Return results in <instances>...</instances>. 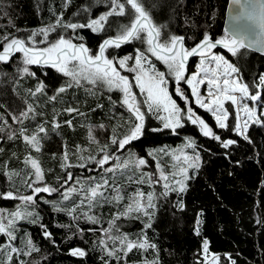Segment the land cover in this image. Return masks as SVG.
Wrapping results in <instances>:
<instances>
[{"label": "trees", "instance_id": "obj_1", "mask_svg": "<svg viewBox=\"0 0 264 264\" xmlns=\"http://www.w3.org/2000/svg\"><path fill=\"white\" fill-rule=\"evenodd\" d=\"M142 3L157 25L167 26L165 32L185 36L187 48L193 47L205 32L213 40L226 35L224 19L227 0H142ZM108 5L109 0H71L66 8L64 0H0V37L7 33L26 38L31 31L53 24L56 14L60 13H63L64 22L86 23L89 19L98 18L107 12ZM84 8H88V11L85 12ZM129 19L128 16L109 17L104 31L95 33L87 28L77 29L75 33L70 29L57 28L49 35L48 40L54 42L60 35L67 38L83 37L82 41L75 38L73 42H82L95 53L103 40L114 38L120 25L127 24ZM146 49V43L133 40L122 44L120 48L110 47L105 55L117 60L134 56L137 50H140L149 56ZM213 51L223 54L227 60L239 67L244 82L250 86L257 82L259 75L264 74L263 55L247 49H242L243 55L235 57L225 48H215ZM19 56L20 54L15 55L7 65L0 64V73L9 74L0 75V105H3L0 107V115L12 125V129H16L19 123H14L9 113L18 115L32 99L28 89L34 90L38 81L45 83L46 94L37 95L40 98V107L46 103L43 106L45 115L39 117L36 123L48 120L49 132L48 137L42 141L41 152H33L32 155L44 167L46 180L53 184L55 179L64 178L66 175L59 163L65 145L73 148L83 143L79 127L81 117L76 113L69 115L63 109L78 108L84 113L83 118H92L90 122L94 123V126H98L100 122L104 123V130L98 127L95 129L101 143L108 142L115 124H123L127 114L119 106L115 107L104 95L100 102L89 98L86 105L81 104L79 94L77 98L74 97V90L71 88L60 94L55 101H49L48 98L55 94V90L67 83V77L50 67L30 66L36 77L19 78L15 73ZM194 63L195 57L192 58L190 72ZM127 75L134 85V74ZM11 77H15L18 82H11ZM167 79L171 81V95L183 109V102L175 94L173 80L168 77ZM79 91L81 90H77ZM133 91L138 101L142 102L144 96L140 94L139 89L134 86ZM183 91L194 112L204 119L216 134L224 140L233 139L237 143L224 149L219 141L203 136L199 126L193 125L184 117L185 124L174 133L170 128H164L163 121L158 118L162 117L163 111L154 114L147 110L146 104L141 103V111L145 113L144 128L141 135L127 145V149L148 162L145 170L155 177L157 169L149 152L164 145L179 146L187 135L193 139L201 158L200 168L188 181L185 193L169 192L167 196H156L152 227L146 231L149 240L157 245L158 254L154 250H134L120 260L106 256L99 241L107 239L102 229L108 228L109 221L115 216L112 207L106 205L101 211H96L99 222L92 224L84 218L73 220L65 212L54 211L50 205L53 199L42 195L41 197L50 203L36 200L35 213H38L39 219L36 223L25 224L21 230L24 234L23 240L17 238L14 242L23 250L24 241L30 236L39 249L30 256H23L24 264H105V261L108 264H143L145 259L151 261L157 255L159 264H198V261L204 259L201 252L204 239L209 241V253L220 257L219 264H232V261H235V264H264V127L253 125L249 128L248 135L252 141L249 143L236 136L233 131L217 128L213 117L194 104L189 88L185 86ZM225 107L230 111L229 123L234 125L235 106L226 104ZM55 117L61 127L53 131L51 123ZM69 119L72 120V127L64 123ZM19 147L21 143L15 140L4 141L0 146V193L12 191L18 194L5 173L21 165L22 156L16 159L10 154L19 150ZM22 149L23 147L21 151ZM72 173L89 177L94 172L74 167ZM180 201L184 204L183 211L177 206ZM16 203V199H4L0 196V210H13ZM146 219L121 217L115 221L112 234H126L134 240L144 231ZM198 219L202 221L199 236L194 231ZM41 224L52 234L51 239L44 237ZM80 229L83 230L82 233ZM2 239L4 240V236H0V241ZM110 242L107 241L108 245ZM74 248L84 249L87 255H70V250ZM117 255L122 256V253ZM229 256L231 260L228 259ZM12 264H20L16 256L13 257Z\"/></svg>", "mask_w": 264, "mask_h": 264}, {"label": "snow or ice", "instance_id": "obj_2", "mask_svg": "<svg viewBox=\"0 0 264 264\" xmlns=\"http://www.w3.org/2000/svg\"><path fill=\"white\" fill-rule=\"evenodd\" d=\"M233 4L240 5L241 0H232ZM71 0H64V7L66 8ZM248 8L235 16L234 19L239 21L247 19L259 28V32L254 38H249L241 34L239 31H234L231 35H225L220 39L213 40L212 37L205 32L202 39L194 44L193 47L187 48L185 46L186 37L183 35L168 34L165 32L166 25H157L149 11L145 8L142 0H109V10L98 18L89 19L86 23L64 22L63 13L56 14V20L53 24L41 27L38 30H33L26 38L12 36L11 34H4L0 37V64H9L12 62L16 54H20L19 62L15 68L16 76L23 78L24 76L36 77V73L31 71L30 66L50 67L64 77L68 78V82L55 90V94L50 96L49 101H55L60 94L65 93L69 88L81 86L82 81L90 85L97 84L104 85L109 91H119L122 93L121 106L126 107V110L134 117L131 122L129 130L122 137L116 134V129L113 128V134L110 137L112 145L117 146V150H123L131 141L136 140L142 133L145 122V113L141 111V103L147 105V110L154 114L163 111L165 116L158 117L163 121L164 128H171L173 130L183 127L182 124V109L178 106L176 100L172 98L166 87L167 81L165 73L157 71L155 65L148 59L144 51L137 50L136 55L125 56L119 60L110 59L105 55L106 50L110 47L120 48L122 44L131 42L133 40H140L147 45V53H151L156 60L161 61L167 66L168 73L175 77L177 87L175 89L176 95L187 102V97L178 86L180 81H185L191 88L192 96L195 97V103L206 112H209L215 120L216 127L219 129L230 130L236 136L242 137L244 140L251 143L248 135L249 128L253 125L264 127V74L258 76L257 82L250 86L244 82L241 69L235 64L227 60L223 55L215 54L212 50L217 46H222L227 49L232 56L243 55L242 49L256 48L259 51H264V0H247ZM244 7L243 5L241 6ZM85 12L88 8L83 9ZM55 14V13H54ZM130 17L127 24L120 25L118 33L114 38L104 39L99 45L98 52L93 53L84 43H74L73 39L78 38L81 41L83 37L67 38L65 35H60L54 42H49V35L57 30V28L70 29L73 33L77 29H90L92 32L104 31L109 17ZM42 37V39H37ZM39 44H46L45 47H39ZM200 57L199 64L196 66V71L186 78V65L190 57ZM134 61L129 65V61ZM147 65V67H146ZM120 70L129 73H134V85L127 75H123ZM0 75L7 76L8 73H0ZM11 82L17 83L15 77H11ZM200 85L207 86V96H202L199 90ZM139 89L140 94L144 96V100L138 101L133 87ZM46 85L43 81H38L35 89H28L29 95L36 97L38 94L45 93ZM15 90V89H14ZM115 103V102H113ZM226 104L235 106V123L230 125L229 116L230 111ZM3 105H0L2 107ZM102 107V105H97ZM69 115L76 113L83 115L78 108L67 107L63 109ZM14 123L23 125L25 120L35 119L36 109L28 104L25 109L21 110L18 115L9 113ZM187 119L193 124L198 125L199 130L203 136L209 137L213 140L219 141L224 149L237 143L233 139H222L220 135L213 131L200 116L196 115L191 107L187 108ZM0 120L4 121V126H7V120L0 116ZM47 123V122H45ZM68 127H72V120L64 122ZM0 126V132L5 131V127ZM58 121L53 119L52 130L60 128ZM99 129L104 130L106 126L99 124ZM48 128L45 124H37L35 129L29 134L26 127H21L17 132H9L8 139H21L29 149L28 155L24 158V164L29 170L25 172L23 184L26 188L31 190L28 195H16L12 191L0 193L4 199H17L22 202L23 207L18 206L15 211L5 213L0 210V234L8 237V243L0 245V252L6 254L4 261L0 264H12L13 254L30 256L33 252H38L39 249L33 243L29 236L24 241L26 250H22L14 245L17 240L15 235L16 224L20 220H29L31 223H36L39 219L38 213L28 211V207L36 205L37 197L41 193L61 192L63 201H69L73 194L81 193L82 198L79 204H74L72 207L65 208L59 204L53 203V209L56 212H65L73 220L80 218L86 219L87 222L96 224L99 222L98 217L94 214H89L94 208L102 206L103 203L115 202L120 204L125 200L120 187L115 184H110L107 178H101L100 182H93L89 184L87 189L79 179L75 180L76 186L66 187L70 181H73L71 172H67L70 167L87 168L84 163L85 157L79 155L78 159L81 163L72 165L70 161L69 151L67 145L61 156L60 167L65 170L66 176L61 181L58 178L57 182L60 187H53L44 182L45 171L41 166L40 161L32 155L33 152L39 153L42 150V141L48 137ZM95 128L89 126L88 140L90 144L98 146V155H89L87 161L94 163L106 173H115L116 170L123 171L130 167L139 170L141 166L147 165L144 158L130 156L123 161L120 157L114 156L108 152L109 145H101L94 134ZM187 148H194V141L189 140L185 145ZM87 149L76 146L77 153H83ZM161 152L164 150L161 149ZM167 154V153H165ZM150 156L156 159V156L150 152ZM115 159L117 163L112 167L105 168L110 161ZM172 159L178 163H174L171 167L173 171L166 172L161 163L157 162L156 168L159 173L158 177L153 178V174L141 173L140 176L133 180L129 176V181L137 184L147 183L150 187L163 181L165 189L162 195L167 196L169 191L177 193H185L188 188V181L193 178L190 170H198L200 168V156L196 155H172ZM9 179L12 176H19L17 172H6ZM88 180L94 181L93 177H88ZM63 189V191H61ZM114 195L106 196L105 193L109 191ZM156 196L153 192L145 193L137 190L133 196L128 198V202L124 206L123 211L115 214L114 218L109 221V227L102 229L104 237L99 244L102 246V251L105 255L117 260L126 258L129 253L134 250L147 252L154 250L158 254L157 245L152 243L147 236V229L152 227V218L154 216V209ZM87 202V211H82L80 216H77V209L83 208ZM44 203H50L44 200ZM178 208L183 211L184 204L182 201L178 203ZM136 214L135 218L139 219L142 215L147 218L144 223V231L135 240L129 238L128 235H113L112 230L115 226V221L121 217H129ZM202 221H196L194 229L195 234L199 236L200 225ZM44 230L43 235L46 239H51L52 234L47 230L43 224L40 225ZM78 227V226H77ZM82 233L83 230L80 229ZM107 241L112 242V247H109ZM119 245L117 247L116 245ZM201 252L204 260L198 261V264H204L208 258L209 241L204 239L202 241ZM117 253H122L118 256ZM70 255L75 257H85L86 251L81 248H74L70 250ZM220 257L212 255L211 264H218ZM231 260V257H228ZM20 264H24L20 261ZM105 264H108L105 261ZM143 264H159L158 255L155 259L148 261L145 259ZM235 264V261H232Z\"/></svg>", "mask_w": 264, "mask_h": 264}, {"label": "rangeland", "instance_id": "obj_3", "mask_svg": "<svg viewBox=\"0 0 264 264\" xmlns=\"http://www.w3.org/2000/svg\"><path fill=\"white\" fill-rule=\"evenodd\" d=\"M74 43H76V42H74ZM213 52L215 54H218V55H223V54L218 53V52H215V51H213ZM149 56H151V57H149ZM149 56H147V57H148L149 60H151L152 64L155 65L156 70L165 73V79L167 81L166 87L168 89L169 94L171 95V92H170V86H171V83L170 82L171 81H168L167 77L170 78L171 80H173L174 91H175V89L177 87V83L175 81V77L173 75H171V74L168 73V69H167V66L166 65H164L161 61L156 60V58L154 56H152L151 53H149ZM117 60H119V59H117ZM191 61H192V59L186 65V69H187L186 70V73H185L186 78L190 77L191 74L196 71V66L199 64L200 57H198V56L196 57L195 56V63L193 65L192 71L190 72L189 70H190ZM133 63H134V61H131V60L129 61V65H132ZM146 67H147V65H146ZM161 68H163V69H161ZM120 71H121V73L123 75L129 74V72H126L124 70H120ZM132 74H134V73H132ZM127 76H129V75H127ZM134 76H135V74H134ZM67 82H68V78H67ZM178 86L181 88L182 91H183V88L185 86H187V88H189V90L191 92V88L183 80L180 81V83H179ZM71 89L74 90V93H73V96L74 97H76L77 94H79L80 100H81L80 101L81 104L82 103L83 104H85V103L87 104V100L89 98H92V99L97 100L96 102H100V101H102V97L104 95V97L106 99H108L112 104H114L115 107L116 106H119L122 110H124L126 112L127 116H126V120L123 122L124 125L123 124H115V126H116L115 127L116 134L118 136L122 137L124 134H126L128 132L131 122L134 121V117H132L131 114L126 110V107L121 106L122 93H120L119 91H109L107 89V87L104 86V85L97 84L96 86H93V85H90V84H88L86 82H83V81L81 83V86H75L74 85L73 87H71ZM77 90H81V91L77 92ZM199 90H200V93H201L202 96H207V86L206 85H200L199 86ZM175 94H176V92H175ZM100 96H101V98H100ZM172 98H173V96H172ZM192 98H193L194 104L198 108H200L195 103V97L192 96ZM181 101L184 104V108L183 109L180 107V105L178 103L177 104L183 110L182 111V121L181 122L184 125L185 123H184L183 117L185 119H187V108L188 107H191V105H190V101H188V100L186 102L184 99H181ZM113 102H115V103H113ZM29 104H31L36 109V112H37V115H36V117H35L34 120L33 119L25 120L24 123H23V125L18 124V127L16 126V129H12V127H11L12 125L8 124V122H7V126H4V121L3 120H0V126H4L5 127V131L4 132H0V146L3 144L4 141H9V140H15V141L21 143V147H19V150H16L15 153H10V154H12V158L18 159V158H20L22 156L21 157V163H20L21 165L19 167H17V168H13L10 171V172L20 173L19 176H15L14 175L11 178L13 188L16 189L17 192H18V194H16V195H28V194H31V190L28 189V188H26L24 186V184H23L24 174H25V172H27L29 170L28 168H26V166L24 164V158L28 155L29 149L24 144V142L21 139H19V138H16V139H8L9 132L15 131L18 134L19 129L23 126V127L28 128L29 134H30L35 129V127H36L37 124H42L43 123V124H45V127H47V128H48V125H49V121L48 120H44V121H41L40 123H36V120L39 117L45 115V112H44L45 107L43 108V106H45L46 103L44 102V105L40 107V98L38 96H36V97H32V99L29 101ZM202 110H204V109H202ZM193 111H194V109H193ZM163 114H162V116H165L166 115V113H164V112H163ZM79 116L81 117V122L79 123V127L81 129V131H80L81 138H82L81 141L83 142V143L79 144V146H81V148L87 149V151H84L83 153H77L76 155H73V153H76V147H73L72 148V147L67 146V149L69 151V156H70V161L69 162L72 165H77V164L81 163V161L78 159V156L79 155H83L85 157L84 163L87 164V168H83V169H86V170L88 169V171L94 172V173H91L90 176H89V177H93L94 178V181L88 180L87 179L88 177H86L85 175L79 176V175H77L75 173L73 174L72 173V170H73L74 167H70V168L67 169V172H71L74 179H73V181H70L68 185H65V188L66 187H70V186H76L77 188H79L80 185H76L75 184V180L76 179H79L81 181V183L83 184L84 188L87 189V187L89 186V184H91L93 182H100L101 181V178L103 177V178H107L109 180V183L110 184H115L116 186L120 187L121 190H122V194L125 197V200L122 201L119 205L116 204L115 202L103 203L102 206H98V207L94 208L93 211L91 213H89V214H94L97 217L96 211H101L102 208L104 206H106V205L112 207L115 210V213L114 214H116V213H118L120 211H123L124 206L128 202V198L131 197V196H133L134 193L137 190H141V191H143L145 193L153 192L155 194V196H157V195L158 196H161L162 193H164L165 189L163 187V183H164L163 181H161V182H159L157 184H154L151 187L147 183H145V184H137V183H134V182H130L129 181V176H131L133 178V180H135V179H137L140 176L141 173H150L147 170H145V166H147V165L141 166V168L139 170H136V169L130 167L128 169H124L123 171H121V170L118 169V170H116L115 173H106V172L103 171V169L99 168L94 163L88 162L87 161V157L89 155L96 156L97 159H99L100 158V155H102V154H99L98 155V146L96 144H90L89 143V140H88V129H89V126H92V127H94L96 129V125L94 126V123H91L90 122V121H92V118L91 117L83 118L84 113H83V115H79ZM55 120L58 121L56 117H55ZM45 122H47V123H45ZM98 124H104V123H101L100 122ZM171 130L175 133L177 129H175V130L171 129ZM94 134H95V136L97 137V139L100 142L101 141L100 140L101 138H100V136L97 135L96 131L94 132ZM111 136H112V134H110L107 143H101L100 142L101 145H104V144L109 145V147H108L107 150H108V152L110 154H113L114 156L120 157V160L121 161H123L125 159H128L130 156L137 157L133 152H131V151H129L127 149V145L125 146V148L123 150H117V146L116 145H112L111 142H110V137ZM189 140H192L193 141V139L190 138L187 135V136H184V139H183L182 143H180L179 146L169 147V146L164 145L161 148H158V149H156L154 151H150V152H152L156 156V159H154L155 165L157 164V162H159L165 168V171L166 172H169V171H173L174 170V169H172L171 166L174 163H178L177 161H174L172 159V155H181L182 153L183 154H187V155H196V154H199V151L197 150L195 143H194V145H195L194 148H187V147H185V145L188 143ZM22 147H23V149L21 151V148ZM161 149H163L164 151L161 152L160 151ZM64 150H65V147H64ZM165 153H167V154H165ZM61 156L59 158V163L60 164H61ZM116 163H117V161L115 159H113L112 161L109 162V164L105 165L104 167L105 168L112 167ZM41 166H42V164H41ZM42 168L44 169L43 166H42ZM61 170L65 172V170H63L62 168H61ZM44 171H45V169H44ZM195 171L196 170H190V173L189 174L192 176ZM158 175H159V173L157 171V174L154 175L155 177H153V178L158 177ZM58 178H60V177H58ZM58 178L55 179V183L49 184V182L46 180V175H45L44 182L46 184L50 185V186H53V187H60V185L57 182ZM62 180H63V178H61V181ZM61 191H63V189ZM169 192H175V191H169ZM178 194H182V193H178ZM42 195L50 196L53 199L51 201V203H50V205L52 207H53V203H56V204H59L61 207H65V208L72 207L74 204H79V201L82 198V194L81 193H77V194H73L72 195V198L69 201H63L61 192H56V193H52L51 195H49L47 193H41L39 195L40 198L37 197V199H40V200H43V201L46 200V198L41 197ZM105 195L110 197L111 195H114V193L111 191V189H109V191L106 192ZM16 201H17V203H16L15 208L13 210H7V211H5V213L15 211L18 206L23 207L22 202L20 200H17L16 199ZM86 205H87V202H85V206L83 208H78L77 209V213H76L77 216H80V214H81L82 211H87L88 210ZM28 211H34V212H36L35 206L28 207ZM135 216H136V214H132L131 216L124 217V218H127V219H129V218H135ZM143 218L144 217L141 215L139 219H143ZM135 219H137V218H135ZM27 223H31V222H29V220H20L16 224L15 235L17 236V238L20 241L23 240V238H24V234L21 232V230H22L23 226L25 224H27ZM0 236H4V240L2 239L0 241V245L7 244L9 242L8 241V237L6 235L0 234ZM14 242H12V243H14ZM14 245L16 246L15 243H14ZM116 246L119 247L118 244ZM109 247H112V242L109 243ZM23 250H26L25 247H24ZM15 256H16L17 260H19V263H20V261L25 262V259L23 258L24 255L21 254V255L17 256L16 254H13V257H15ZM5 258H6V254L4 252H0V261H4ZM203 258H204V256H203ZM211 260H212V254L208 253V258L204 262V264H211ZM218 264H219V262H218Z\"/></svg>", "mask_w": 264, "mask_h": 264}, {"label": "water", "instance_id": "obj_4", "mask_svg": "<svg viewBox=\"0 0 264 264\" xmlns=\"http://www.w3.org/2000/svg\"><path fill=\"white\" fill-rule=\"evenodd\" d=\"M244 6L243 8L241 6ZM247 0H241L240 5L233 4L232 0H227L224 19V32L226 35H231L234 31H239L241 34L248 36L250 39L254 38L259 32V28L247 19L235 20L234 17L241 14L245 8H248ZM217 48H223L217 46ZM254 53L264 56V51H259L256 48L247 49ZM195 57V56H194ZM194 57H190L187 63Z\"/></svg>", "mask_w": 264, "mask_h": 264}]
</instances>
